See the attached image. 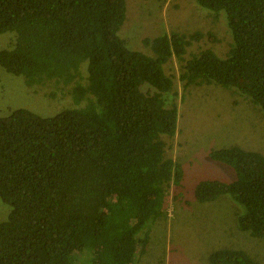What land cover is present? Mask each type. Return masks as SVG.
Masks as SVG:
<instances>
[{
	"label": "trees",
	"instance_id": "trees-1",
	"mask_svg": "<svg viewBox=\"0 0 264 264\" xmlns=\"http://www.w3.org/2000/svg\"><path fill=\"white\" fill-rule=\"evenodd\" d=\"M197 1L227 13L233 42L223 55L187 51L201 32L144 37L150 55L130 49L119 35L125 0H0V33H17L13 48L0 50V66L27 84L74 82L71 97L84 99L52 116L26 108L0 116V198L10 207L0 264H137L151 226L168 215L170 189L188 204L179 194L182 164L165 139L178 122L169 61L178 63L182 91L216 83L264 113V0ZM209 157L235 178L200 180L195 198L231 195L244 209L239 228L264 237V154L231 145ZM208 259L262 264L238 248Z\"/></svg>",
	"mask_w": 264,
	"mask_h": 264
},
{
	"label": "rangeland",
	"instance_id": "rangeland-1",
	"mask_svg": "<svg viewBox=\"0 0 264 264\" xmlns=\"http://www.w3.org/2000/svg\"><path fill=\"white\" fill-rule=\"evenodd\" d=\"M125 2L126 17L119 35L130 49L150 55L142 39L171 31L186 36L204 34L192 39L188 52L212 47L223 55L233 42L225 10L215 11L197 0ZM16 34L14 30L0 33V50L12 49ZM177 67L176 60L165 65L168 74L176 75L178 92L177 131L172 138L165 139L168 154L182 164L184 174L179 194L188 204L174 200L173 187L170 189L168 215L151 226L148 247L137 256V264H213L208 254L223 248L241 249L264 264V237L253 236L237 224V217L244 210L242 204L229 194L209 202H201L194 195L200 180L229 182L235 178L232 167L209 157L212 148L239 145L264 154V113L245 97L216 83L192 85L182 91ZM81 69L87 82V65L83 63ZM73 85L74 82L65 85L53 78L27 84L23 76L0 66V116L26 108L46 117L83 106L84 99L76 103L71 97ZM9 210L0 198V222L6 220Z\"/></svg>",
	"mask_w": 264,
	"mask_h": 264
}]
</instances>
